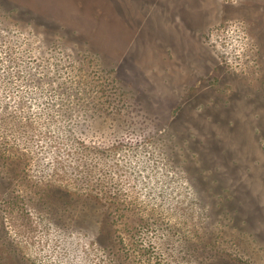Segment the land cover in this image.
Listing matches in <instances>:
<instances>
[{
    "label": "rangeland",
    "instance_id": "374dc122",
    "mask_svg": "<svg viewBox=\"0 0 264 264\" xmlns=\"http://www.w3.org/2000/svg\"><path fill=\"white\" fill-rule=\"evenodd\" d=\"M264 0H0V264H264Z\"/></svg>",
    "mask_w": 264,
    "mask_h": 264
},
{
    "label": "flooded vegetation",
    "instance_id": "af4514ba",
    "mask_svg": "<svg viewBox=\"0 0 264 264\" xmlns=\"http://www.w3.org/2000/svg\"><path fill=\"white\" fill-rule=\"evenodd\" d=\"M261 186H262V188H261V190H264V185H263V183L261 182ZM264 193V192H263Z\"/></svg>",
    "mask_w": 264,
    "mask_h": 264
}]
</instances>
